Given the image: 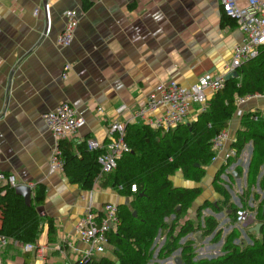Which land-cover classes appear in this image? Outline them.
I'll use <instances>...</instances> for the list:
<instances>
[{"label": "crops", "instance_id": "obj_1", "mask_svg": "<svg viewBox=\"0 0 264 264\" xmlns=\"http://www.w3.org/2000/svg\"><path fill=\"white\" fill-rule=\"evenodd\" d=\"M45 4L51 5L48 34ZM69 10L79 11L81 17L74 42L64 48L57 45V38ZM222 14L217 0H0V170L14 175L17 185H30L33 195L37 184L46 186V200L38 211L56 228V242L50 243L49 228L44 226L38 246L48 248L47 256L42 260L32 254L28 264H72L84 257L88 247L77 232L80 219L90 209L99 212L109 203L125 204L117 189L82 191L66 174L51 169L55 140L43 116L70 103L83 112L86 125L64 141L76 145L94 140L106 150L114 138L111 124L138 123L142 118L137 111L158 85L191 86L204 76L227 72L243 35L237 26H224ZM67 64L72 68L64 78ZM249 109L264 116V99L248 102L234 115L211 173L224 164L233 145L241 126L239 111ZM199 113L193 107L189 122ZM248 146L226 177L225 188L235 199L240 197L232 184L246 178L240 166H246L253 154ZM176 185L196 186L180 176ZM220 215V221H231L226 213ZM258 223L254 217L248 228ZM4 261L26 263L23 257Z\"/></svg>", "mask_w": 264, "mask_h": 264}, {"label": "trees", "instance_id": "obj_2", "mask_svg": "<svg viewBox=\"0 0 264 264\" xmlns=\"http://www.w3.org/2000/svg\"><path fill=\"white\" fill-rule=\"evenodd\" d=\"M222 15L224 26H237L233 18L224 12ZM238 72L239 78L227 81L225 89L213 94L204 110L195 106L196 112L201 110L195 121L181 124L170 132L155 131L148 125L128 124L125 141L131 151L121 157L116 169L111 172H103L99 162L105 150L90 151L87 141L76 145L68 141L60 143L65 174L72 184L86 192L96 187L119 190L123 186L124 189L119 190L120 195L132 198L133 211L126 204L119 205L120 223L117 230L109 235L112 257L90 256L79 258L73 264H150L159 235L166 237L160 250L162 259H168L181 250L182 264H264V199L255 208H249L242 195L244 207L256 211V221L262 224L259 234L247 232L250 243H235V239L241 238V232L235 228L225 238L222 255L199 260H196L194 240L187 239L181 243L196 232H201L203 237L215 234L213 239L217 242L222 239L221 231H217L220 223L214 217H203L196 226L187 215L202 194L199 184L216 157L213 141L229 127L238 111V98L264 93V50L256 59L239 68ZM261 114L253 109L245 111L232 145L238 158L252 144L253 154L246 173L248 188L244 193L247 199L257 196L251 189L260 175L264 189V116L259 121L254 120V116ZM237 158L229 159L227 164L220 167L215 184L221 181L220 177ZM238 173L243 177L242 169ZM178 174L196 186H177L173 178ZM132 186H136L137 192H132ZM215 187L224 199L212 207L217 213L220 212L218 214L226 212L230 219L234 217L236 220L237 206L225 189ZM7 190L0 202V236L19 244H36L47 225L49 241L55 243L54 221L40 216L38 211L46 200V186L41 183L35 186L30 206L23 196L16 194L15 189ZM135 212L137 216H134ZM183 219L186 220L181 223ZM8 247L10 252L15 253L13 257H18L21 249L14 245ZM6 254L7 251L3 255ZM30 255L21 252L20 257L24 258L25 264L31 259Z\"/></svg>", "mask_w": 264, "mask_h": 264}, {"label": "built area", "instance_id": "obj_3", "mask_svg": "<svg viewBox=\"0 0 264 264\" xmlns=\"http://www.w3.org/2000/svg\"><path fill=\"white\" fill-rule=\"evenodd\" d=\"M217 1L220 3L222 11L236 21L237 27L243 35L242 42L235 45L231 64L228 66L227 72L224 75L216 77L207 75L191 86H183L176 82L160 84L147 95L145 106L137 111V116L147 121V125L155 131L162 130L164 132H170L177 129L181 124L189 122V116L193 107L200 106L201 110H204L212 95L225 89L228 81L226 78L227 75L237 69L239 70L245 63L256 59L264 50V0ZM44 10L46 34H48L51 31L52 25L51 5L45 4ZM38 13L39 9H36L34 15L37 16ZM80 17L81 13L77 10H69L64 13L65 26L57 38L58 46L66 48L72 45L80 23ZM71 68L69 64L64 67V78H67ZM263 99L264 93L240 97L237 100L238 110L241 109V106L247 104L248 101ZM98 111L103 112V108L100 107ZM240 111L239 113L242 116L244 113ZM157 112H161V114L157 115V117L150 118V115H155ZM262 117L263 115H256L254 116V120L259 121ZM43 119L55 140V145L50 156L51 169L55 172L65 174V160L60 143L74 137L85 127L86 119L84 114L70 103L64 102L55 110L47 112L43 116ZM110 131L114 136L113 141L107 145L105 152L99 157L102 171L105 173L116 169L121 157L131 151L125 141L126 125L124 123L113 122ZM227 140L228 135L224 131L213 141V150L216 152L215 161ZM87 145L90 151L103 150V147L94 140H89ZM244 151H242V155ZM237 155L236 149L230 147L225 155L223 165L227 164L229 159L236 158ZM232 171V166H230L222 175L224 177L223 179L229 177ZM16 186V177L14 175H5L0 170V202L5 197L8 191L7 189H15ZM123 189V186L119 187L120 191ZM132 192H137L136 186H132ZM248 211V209L245 210L240 207L236 214L235 228L244 235H247V231L250 229L248 228L250 221L254 217L256 219V214L252 213L253 216ZM119 223V206L117 204H106L99 212L91 209L88 210L77 224L78 235L88 247V250L82 258L100 255L108 256V254H112L113 249L110 246L109 235L112 231L117 230ZM193 235L191 234L185 238L183 242L187 239L193 240ZM247 239H249L248 236ZM10 245L19 247L25 253L33 254L42 260L46 258L48 252V248L38 246V242L36 244H19L13 239L0 236V264H7L2 259V251ZM172 257H170L171 261Z\"/></svg>", "mask_w": 264, "mask_h": 264}, {"label": "rangeland", "instance_id": "obj_4", "mask_svg": "<svg viewBox=\"0 0 264 264\" xmlns=\"http://www.w3.org/2000/svg\"><path fill=\"white\" fill-rule=\"evenodd\" d=\"M257 101V100H255ZM251 102V101H248ZM145 121L142 119H139V122L137 124L143 126L145 125ZM248 147H252L251 144H249ZM245 150V149H244ZM242 153V152H241ZM242 154H239V157ZM237 158V157H236ZM218 159V158H217ZM234 160V159H232ZM217 162V160L213 161L211 165H209L207 167V173H206V177L203 179V181L200 183V187L202 188V194L199 196V198L194 202L193 207L191 208V210L189 211L187 217L188 219H190L191 221H193V223L197 226L198 223L200 221H202L203 217H207V216H212L214 217L217 221H219V227L217 231H221L222 233V239L220 240V242L215 241L214 235L211 236H202L201 232H196L192 237L194 238V251L196 254V260L199 259H211V258H215L217 256H220L223 254V246H224V242H225V238L227 237V235L229 233H231L234 229H235V223L236 220H234V217H231V221H226L225 223L220 221L221 219V215L218 214L220 212H216L214 210V208L212 207L213 205H217V202L221 201L224 199V196L221 192H218L216 190V185L219 187H222L223 189H225L227 191V194L230 196L232 202L234 203L235 206H237V208L239 209L240 207L247 210V208L244 207V203L245 201L242 200L243 196L246 198V202L248 203L249 208H255L257 206V204L259 202H261L264 199V189L262 188L261 185V175L258 176L255 185L253 186V188L251 189L252 192H255L257 194V196H251V197H247L245 196L244 193H247V180L246 178H242V180L239 181H235L233 182L232 179H230L231 182H233V186H232V190H234V194H236V197H240V198H234L233 195H231V193L229 192V190H227L225 188V185H227L228 180L223 179L224 177H220V182L218 181L215 184V180L217 179V171L219 170H215L212 173L211 168L213 167V165ZM234 163H238L237 159L236 161H233V163L231 164V166ZM250 163L251 160L248 161V163L246 164V166H240L242 169H244V171L248 172L249 168H250ZM180 174H178L176 177L173 178V182L176 184L177 180L179 178ZM229 181V182H230ZM192 185V184H190ZM231 187V184H230ZM231 189V188H230ZM243 195V196H242ZM240 199V200H239ZM124 202L125 204L129 207V209L131 211H133V208L131 207V202H132V198H127L124 197ZM240 201V202H239ZM252 201V202H251ZM242 202V203H241ZM207 204V205H206ZM213 208V209H212ZM250 214H252V211H248ZM226 213V212H223ZM173 219V218H172ZM172 219H170V222L172 221ZM186 219H183L181 221L185 222ZM232 226V229L230 227V224ZM228 225V228H227ZM237 229V228H236ZM201 236V239L198 240V237ZM185 240V239H184ZM166 241V237L164 235H159L158 238L155 241L154 247H155V253H154V258L152 260V262L150 264H174L175 258L177 257H181V250L178 251L176 254L173 255L172 257V261L169 259H162L160 258V250L161 248L164 246ZM242 242H246V243H250L249 239H247V237L245 238L244 234L242 236L241 234V238L239 239H235V243H239L241 244ZM181 243H184L183 240L181 241ZM6 255H3L4 253H6ZM21 252L23 253L24 251L21 249ZM21 252L19 251L17 256L20 257L21 256ZM15 255V253L10 252L9 251V247L3 249L2 251V259L5 260L4 258H10V256ZM109 257H112L111 254H108ZM174 260V261H173Z\"/></svg>", "mask_w": 264, "mask_h": 264}, {"label": "water", "instance_id": "obj_5", "mask_svg": "<svg viewBox=\"0 0 264 264\" xmlns=\"http://www.w3.org/2000/svg\"><path fill=\"white\" fill-rule=\"evenodd\" d=\"M227 80L229 81L232 78L238 79L239 78V72L238 69L234 72L227 75ZM188 123V122H186ZM235 176L238 178V175L235 173ZM16 194L21 195L24 197L26 204L31 205L32 204V198H33V188L30 185H17L15 187ZM134 216H137V213H134ZM262 227V224H256L254 227L250 228V232H256L257 234L260 233V229ZM201 239V236L198 237V240ZM175 264H182V260L180 257L175 258Z\"/></svg>", "mask_w": 264, "mask_h": 264}]
</instances>
